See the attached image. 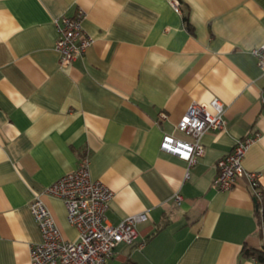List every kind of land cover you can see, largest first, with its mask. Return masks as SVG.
<instances>
[{"label": "crops", "instance_id": "1", "mask_svg": "<svg viewBox=\"0 0 264 264\" xmlns=\"http://www.w3.org/2000/svg\"><path fill=\"white\" fill-rule=\"evenodd\" d=\"M178 1L181 14L170 0H0V264H30L41 240L31 200L85 155L91 179L114 192L108 224L147 216L106 264H264L241 255L264 251L247 180L214 187L217 161L260 132L242 165L264 190V73L251 54L264 43V0ZM78 10L95 42L59 66L54 19ZM213 98L225 129L202 135L203 156L187 170L160 142L188 139L178 121ZM40 198L76 240L62 200Z\"/></svg>", "mask_w": 264, "mask_h": 264}, {"label": "built area", "instance_id": "2", "mask_svg": "<svg viewBox=\"0 0 264 264\" xmlns=\"http://www.w3.org/2000/svg\"><path fill=\"white\" fill-rule=\"evenodd\" d=\"M170 4L176 13L181 14L178 0H170ZM84 17V11L78 10L73 17L54 19L57 30L54 49L59 56V66H66L83 56L95 42L82 28ZM251 54L264 73V43L253 49ZM224 110V105L217 98L208 104L191 102L176 126L188 139L164 134L160 149L185 161L188 170L203 156L202 135L208 130L225 129ZM260 136V132H255L236 140L231 151L217 161L216 189L229 190L238 179L245 178L255 201H260L264 195L259 183L260 174L245 170L242 165L248 147ZM89 164L88 155L81 157L73 171L61 176L31 200L29 209L38 225L41 240L29 246L30 264H106L118 244L134 242L137 225L147 220L145 213H139L126 216L117 225L108 224L105 211L114 192L104 183L91 179ZM185 176H189L188 171ZM41 194L62 200L67 223L77 231L76 240L62 237L49 209L40 198ZM181 199L179 194H174L176 204ZM259 212H262V208H259ZM260 223L264 225L262 221Z\"/></svg>", "mask_w": 264, "mask_h": 264}, {"label": "trees", "instance_id": "3", "mask_svg": "<svg viewBox=\"0 0 264 264\" xmlns=\"http://www.w3.org/2000/svg\"><path fill=\"white\" fill-rule=\"evenodd\" d=\"M189 30H191L190 26ZM259 208H262L261 213L259 212ZM256 216L259 223L262 221L264 224V195L262 196L259 202H256ZM241 255L245 257H255L258 261L264 262V251L262 250L244 247L242 249Z\"/></svg>", "mask_w": 264, "mask_h": 264}]
</instances>
